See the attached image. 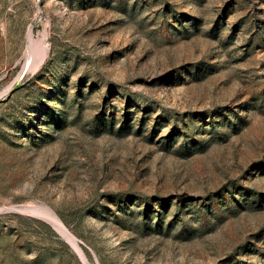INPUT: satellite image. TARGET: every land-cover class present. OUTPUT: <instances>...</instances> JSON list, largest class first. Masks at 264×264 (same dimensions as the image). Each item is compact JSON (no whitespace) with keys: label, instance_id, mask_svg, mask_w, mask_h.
I'll list each match as a JSON object with an SVG mask.
<instances>
[{"label":"rangeland","instance_id":"obj_1","mask_svg":"<svg viewBox=\"0 0 264 264\" xmlns=\"http://www.w3.org/2000/svg\"><path fill=\"white\" fill-rule=\"evenodd\" d=\"M0 209V264H264V0H0Z\"/></svg>","mask_w":264,"mask_h":264},{"label":"bare ground","instance_id":"obj_2","mask_svg":"<svg viewBox=\"0 0 264 264\" xmlns=\"http://www.w3.org/2000/svg\"><path fill=\"white\" fill-rule=\"evenodd\" d=\"M48 52H49V45L45 42V36H43L42 39L37 40L34 36L32 28H30L29 32H28V48L26 51V57L27 58L25 57L27 59L28 64L30 65L29 67L34 68V70H36V68H39L47 59ZM30 208H31V206H30ZM47 215H48L50 221L68 238V240L72 244L73 248L76 250V252L81 257V259L84 262H86V259H85L86 255L84 257L83 252H82L83 249L80 248V246H79V239H77L71 233V231H69L67 229V227L64 225V223L61 221V219H59L55 214H53L52 212H48Z\"/></svg>","mask_w":264,"mask_h":264}]
</instances>
